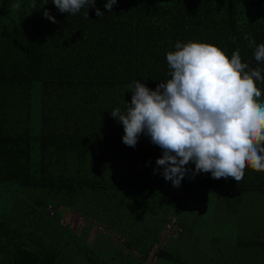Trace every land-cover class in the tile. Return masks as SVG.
I'll return each instance as SVG.
<instances>
[{
    "label": "trees",
    "instance_id": "16d2710c",
    "mask_svg": "<svg viewBox=\"0 0 264 264\" xmlns=\"http://www.w3.org/2000/svg\"><path fill=\"white\" fill-rule=\"evenodd\" d=\"M45 2L35 0L33 8V0H0V264L151 263L157 235L173 215L176 234L155 251L151 264H158L176 258L172 239L196 232L192 217L182 216L196 188L214 189L224 199L245 197L247 208L264 199V172L246 166L238 184L211 172L193 178L192 162L179 186L189 206L165 196L162 187L176 186L164 179L163 166L154 171L163 150L143 133L135 147L127 146L123 124L110 114L126 111L134 81L155 90L171 78L166 55L177 41L217 45L229 58L239 49L249 71L264 69L244 39L249 34L256 45L264 43V0H117L111 11L107 0H96L88 18L86 9L72 15ZM257 87V101L264 102V83ZM151 198L147 211L158 214L161 226L145 220L136 229L137 207ZM64 208L104 223L118 238L111 241L102 232L89 243L88 227L78 232L62 222ZM199 208L193 213L200 214ZM240 209L225 203L232 223L226 216L214 229L218 234L199 233L213 245L205 264H254L264 248L261 221L258 214L238 220ZM221 231L234 239L223 256Z\"/></svg>",
    "mask_w": 264,
    "mask_h": 264
},
{
    "label": "clouds",
    "instance_id": "9594fccd",
    "mask_svg": "<svg viewBox=\"0 0 264 264\" xmlns=\"http://www.w3.org/2000/svg\"><path fill=\"white\" fill-rule=\"evenodd\" d=\"M52 2L61 13L72 15L96 5V0ZM116 3L107 0L105 8L111 11ZM96 14L104 16L98 7ZM43 15L57 22L50 11ZM244 39L255 48V60L264 63V43L256 45L249 34ZM175 49L166 55L170 79L155 90L134 81L126 111L110 112L124 126L123 142L135 147L140 134L150 136L163 150L154 171L163 166L164 179L176 187L190 171V162L195 164L193 178L211 172L214 179L231 177L237 184L246 166L264 172V102L257 101L262 95L257 81L264 83V69L249 71L239 49L231 58L219 46L198 41H177Z\"/></svg>",
    "mask_w": 264,
    "mask_h": 264
},
{
    "label": "rangeland",
    "instance_id": "374dc122",
    "mask_svg": "<svg viewBox=\"0 0 264 264\" xmlns=\"http://www.w3.org/2000/svg\"><path fill=\"white\" fill-rule=\"evenodd\" d=\"M192 204L190 207H188L185 211V215L191 216L194 224V230L200 227V229L196 230V233H215L218 234L215 229V223L216 222H222V220L227 216L228 220H230L233 216L232 213H228L227 210H225V200L221 199L223 197L218 198V195L216 194L214 189H203V188H196L192 195ZM152 204V198L151 200H146L143 202H140L139 206L137 207V215L139 217L138 223L136 224L135 228L140 229L143 226V221H147L152 225H156L158 222V214H149V211H147V207L151 206ZM198 206L200 214L193 213L194 207ZM140 207H143V211L140 209ZM240 209V212H242V215L240 217L246 218L247 216L254 217L255 215L258 214L259 220L264 222V201L256 202V206L253 207L249 206L247 207H242V204H236V206ZM64 218H67L68 220L71 221L72 225L75 228H80L81 225L83 226L84 223L86 224H94V229L92 227H88L90 229L87 231V233L91 232L90 237L91 240L93 241V238L98 236L97 234L102 233V230L100 228H106L104 223L97 222L93 219H89L88 217H84L77 211L70 210L68 208H64ZM182 215V216H185ZM218 215V216H215ZM239 217V216H238ZM181 218V217H180ZM210 219L211 224H208L206 227V221ZM99 223V224H98ZM107 229V228H106ZM219 230V229H217ZM106 231L109 232L107 229ZM78 232H81L79 229ZM231 232V231H230ZM229 232V233H230ZM227 234V233H226ZM220 236L223 238L220 241V246L221 248H225V250H222L221 256L223 255H228L231 253V243L233 242V237L228 236L225 238V233L223 231L220 232ZM115 239L116 237L113 236ZM98 240V237H97ZM114 242L116 240H113ZM210 243V236L205 235L203 237L202 241H198L197 245L191 246V244L188 247H177L174 250V253L176 252H182L185 254L187 258L193 261L194 264H205L206 261L210 260L211 258V250L210 248L213 247L212 244ZM229 243V244H228ZM158 264H180L178 257L172 259V260H165L164 258H160ZM192 264V263H190ZM250 264V262H249Z\"/></svg>",
    "mask_w": 264,
    "mask_h": 264
},
{
    "label": "crops",
    "instance_id": "0c3cea01",
    "mask_svg": "<svg viewBox=\"0 0 264 264\" xmlns=\"http://www.w3.org/2000/svg\"><path fill=\"white\" fill-rule=\"evenodd\" d=\"M157 191H158L159 194L161 193V189H160V188H158ZM243 195H244V194H243ZM253 197H254V196H253ZM218 198H219V196H218ZM255 198H258V197H255ZM222 199H224V198H222ZM224 200H225V203H226V204H231V209H236V207H234V206H236V203H241V204H242V207H243V206L245 207V206H246V203L248 202L247 198H245V197H243V198H241V199H233V198H231V197H227V198H225ZM261 201H264V199H261ZM227 209L229 210V207H228ZM73 211H74V210H73ZM170 215H171L170 212H168V213L165 215V221L167 220V218H168ZM185 216H186V215H185ZM215 216H218V215H215ZM223 220H224V219H223ZM223 220H222V221H223ZM238 220L244 222L245 218L239 216V217H238ZM165 221H164V222H165ZM225 221H229L230 223H232V221H233V217H232L230 220L225 219ZM62 222H63V223L70 224V226H71L72 228H75V227L72 225L71 221L68 220L67 218H64V219L62 218ZM189 222H190V221H189ZM221 223H222V222H216V223H215V229H216V230L219 229ZM98 224H99V223H98ZM87 225H88V224L85 225V223H84V226L81 225L80 228H75V229H76L77 231H78L79 229L82 230V228H83V227H87ZM261 225H262V228H261V226H260V228H261L260 237H261V239L264 241V222L261 221ZM160 226H161L160 222H159V223L157 222V224L155 225V228H160ZM91 227L94 229V227H93L92 225H91ZM106 228H107V227H106ZM106 228L102 229V232H105V233L109 234V238H108V239H110L111 241L116 240L113 236L118 237L119 235H118L115 231L111 230L110 228H107V229L109 230V232L106 231V230H107ZM155 228H154V229H155ZM163 229H164V223H163V225H162L161 230L159 231V233H158V235H157V238L159 237L158 240L160 239V236H161V233H162ZM192 229L194 230V228H192ZM198 229H199V227H198L197 229H195V230H198ZM89 230H90V229H88V231H89ZM243 231H244V229L241 230L240 232L243 234ZM90 234H91V232L85 234V235H86V240H87L89 243H93L94 241H95V242L97 241V237H99V235H100L101 233H100V234H97L98 236L94 237V238H93V241L91 240ZM241 237L246 238L247 236H246V235H241ZM198 241H201L200 234H199V233H196V232H193V231H188V232L184 233L182 236H180V237H178V238H176V239H172V240L169 242V248H170L171 254H173V255H171V258H172V257H178L180 264H190V263H192L191 260H190L189 258H187V257L185 256L184 253L179 252V251L176 252V253H174V250L176 249V246H177V247H188L190 244H191V246L197 245V242H198ZM219 247H221V246H220V243H219ZM221 249H222V248H221ZM243 252L246 253L245 249L243 250ZM173 259H174V258H173ZM224 260H226V258H224ZM252 262H253L254 264H264V248L260 250V254H259L258 256H255V257L252 258Z\"/></svg>",
    "mask_w": 264,
    "mask_h": 264
},
{
    "label": "built area",
    "instance_id": "2783aa9c",
    "mask_svg": "<svg viewBox=\"0 0 264 264\" xmlns=\"http://www.w3.org/2000/svg\"><path fill=\"white\" fill-rule=\"evenodd\" d=\"M163 193L165 196H169L170 198L180 200L181 202L184 203V206H189L191 200L188 197V194L185 189L179 188V187H162ZM104 228H100L102 230ZM176 229V224H175V217L172 215L169 217V219L166 221L164 224V229L161 233L159 242L155 244V249L154 251H151L150 253V259L151 263H154L157 259V255L155 251H160L162 248H164V245L167 243V241L176 234L175 232ZM118 237H116L117 239ZM151 263H146V264H151Z\"/></svg>",
    "mask_w": 264,
    "mask_h": 264
}]
</instances>
